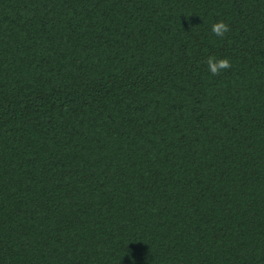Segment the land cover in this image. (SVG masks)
I'll return each instance as SVG.
<instances>
[{
  "label": "trees",
  "instance_id": "1",
  "mask_svg": "<svg viewBox=\"0 0 264 264\" xmlns=\"http://www.w3.org/2000/svg\"><path fill=\"white\" fill-rule=\"evenodd\" d=\"M133 261L264 264V0H0V264Z\"/></svg>",
  "mask_w": 264,
  "mask_h": 264
},
{
  "label": "clouds",
  "instance_id": "2",
  "mask_svg": "<svg viewBox=\"0 0 264 264\" xmlns=\"http://www.w3.org/2000/svg\"><path fill=\"white\" fill-rule=\"evenodd\" d=\"M211 31L218 36H222L225 32L228 31V25L225 24L223 21L216 22L212 24ZM208 65H209V70L212 73H216L219 71V69L228 68L230 66L229 60L227 58L214 61L212 57L208 58Z\"/></svg>",
  "mask_w": 264,
  "mask_h": 264
}]
</instances>
